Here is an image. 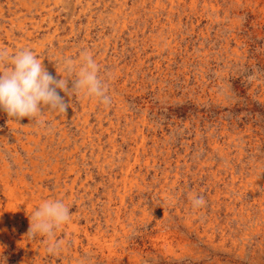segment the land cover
Instances as JSON below:
<instances>
[{
    "label": "rangeland",
    "instance_id": "obj_1",
    "mask_svg": "<svg viewBox=\"0 0 264 264\" xmlns=\"http://www.w3.org/2000/svg\"><path fill=\"white\" fill-rule=\"evenodd\" d=\"M263 3L0 0V48L30 49L69 88L63 59L89 51L111 97L57 89L66 113L41 106L46 125L29 119L51 153L37 169L45 199L67 203L71 219L49 253L47 237L27 235V207L0 192V264H264ZM10 120L0 109L8 146L24 139L23 118L15 129ZM193 195L206 204L194 209Z\"/></svg>",
    "mask_w": 264,
    "mask_h": 264
},
{
    "label": "clouds",
    "instance_id": "obj_2",
    "mask_svg": "<svg viewBox=\"0 0 264 264\" xmlns=\"http://www.w3.org/2000/svg\"><path fill=\"white\" fill-rule=\"evenodd\" d=\"M63 67L70 75L75 74L71 88L68 87L67 78H54L30 49H21L10 56L6 48H0V109L10 119L19 121L28 117L35 123L43 124L44 121L37 119L43 114L41 106H47L48 111L64 114L70 107L57 89L69 97L84 93L99 98L106 105L111 103V97L107 95L108 84L99 76V65L91 52L82 51L79 64L64 58ZM191 204L194 209H199L206 204V200L203 196L193 195ZM70 219L71 210L62 200H47L29 215L27 235L33 239L37 236L47 237V251L56 253L60 249V242L55 240V230ZM5 262L6 257L3 264Z\"/></svg>",
    "mask_w": 264,
    "mask_h": 264
},
{
    "label": "bare ground",
    "instance_id": "obj_3",
    "mask_svg": "<svg viewBox=\"0 0 264 264\" xmlns=\"http://www.w3.org/2000/svg\"><path fill=\"white\" fill-rule=\"evenodd\" d=\"M260 1V0H259ZM258 2V1H257ZM264 4V3H263ZM262 4V5H263ZM213 8V7H212ZM171 11V10H170ZM23 41V40H22ZM19 43V42H18ZM17 43V44H18ZM20 45V43H19ZM159 50V49H158ZM158 63V62H157ZM161 69V68H160ZM199 74V73H198ZM46 108V107H45ZM56 112V111H55ZM57 114V113H55ZM59 114V113H58ZM90 115V114H89ZM49 116V115H48ZM58 116V115H57ZM76 117V116H75ZM87 117V116H86ZM82 118V117H81ZM88 118V117H87ZM90 118V117H89ZM25 125L21 126V129L24 132V139H22V135L14 133L13 139L15 142L8 146V144H5V136L3 133L0 134V141L6 145V148L9 150V152H12L11 155H13V162L15 163V167H12L11 163L6 159V155L2 152V149L0 148V192L5 193L8 195L11 199V201L14 200H20L22 204H24L25 207H27L28 215L31 214V212L38 207L41 203L47 201L45 199V195L48 194L47 189H43V182H40V175L37 172V169L40 167H43L47 165L48 161L50 160L49 151H47V148L45 146V140L42 139L41 136V130L38 127H30L29 125V118L25 117L23 118ZM59 120V119H58ZM85 120V119H84ZM50 121V120H49ZM76 121V120H75ZM86 121V120H85ZM63 122V121H62ZM1 123V122H0ZM7 123V122H6ZM61 123V122H60ZM59 123V124H60ZM45 124V123H44ZM46 125V124H45ZM44 125V126H45ZM54 125V124H53ZM75 125V124H74ZM81 125V124H80ZM8 126L15 129L19 126V123L14 120H10L8 122ZM56 126V125H55ZM43 127V126H42ZM59 129V128H58ZM18 130V129H17ZM65 130V129H64ZM63 130V131H64ZM58 131V130H57ZM71 131V130H70ZM48 132V131H47ZM72 132V131H71ZM78 132V131H77ZM45 134V133H44ZM65 134V133H64ZM145 135V134H144ZM71 136V135H70ZM128 136V135H127ZM126 136V137H127ZM45 137V135H44ZM49 137V136H48ZM51 137V136H50ZM66 137V136H65ZM90 137V136H88ZM149 137V136H148ZM157 137V136H156ZM60 138V137H59ZM77 138V137H75ZM108 138V137H107ZM12 139V138H11ZM47 139V137H46ZM130 139V138H128ZM63 140V139H62ZM77 140V139H76ZM134 140V139H133ZM55 141V140H54ZM86 141V140H85ZM90 141V140H89ZM120 141V140H119ZM154 141V140H153ZM157 141V140H156ZM47 142V141H46ZM49 142V141H48ZM52 142V141H51ZM134 142V141H133ZM142 142V141H141ZM58 143V142H57ZM76 143V142H75ZM146 143V142H145ZM66 144V143H65ZM79 144V143H78ZM157 144V143H156ZM49 145V144H48ZM70 145V144H69ZM128 145V144H127ZM146 145V144H145ZM151 145V144H150ZM58 146V145H57ZM136 146V145H135ZM21 148L25 151V155L28 157V162H24L23 156L20 154ZM86 147V146H85ZM138 147V146H137ZM3 148V147H2ZM5 148V149H6ZM64 148V147H63ZM73 148V147H72ZM67 149V148H65ZM64 149V150H65ZM78 149V148H77ZM92 149V148H91ZM94 149V148H93ZM39 150V151H37ZM52 150V149H51ZM116 150V149H115ZM37 151V152H36ZM98 151V150H97ZM92 153V152H91ZM142 153V152H141ZM50 154V155H49ZM80 154V153H79ZM66 155V154H65ZM96 155V154H95ZM84 156V155H83ZM91 156V155H90ZM113 156V155H112ZM55 163L51 166L53 168L59 169V158L53 154ZM65 157V156H64ZM74 157V156H73ZM80 157V156H79ZM97 157V156H96ZM99 157V156H98ZM107 157V156H106ZM83 158V157H82ZM78 160V159H77ZM109 160V159H108ZM78 162V161H77ZM105 163V162H104ZM99 164V163H98ZM201 164V163H200ZM95 165V164H94ZM102 165V164H100ZM202 165V164H201ZM103 166V165H102ZM126 170H130L132 165L127 164ZM213 166V165H212ZM14 168V170H13ZM125 168V166H124ZM120 171V170H119ZM116 174V173H115ZM110 177V176H109ZM232 181V180H231ZM58 182V181H57ZM72 189V188H71ZM83 189V188H82ZM89 189V188H88ZM91 189V188H90ZM85 190V189H84ZM110 190V189H109ZM126 191V190H125ZM90 192V191H89ZM111 192V191H110ZM85 193V192H83ZM93 194V193H92ZM140 194V193H139ZM144 194V193H143ZM213 194V193H212ZM88 195V194H87ZM210 196V195H209ZM108 197V196H106ZM86 199V198H85ZM89 199V198H87ZM121 199V198H120ZM78 201V200H77ZM96 201V200H95ZM109 201V200H108ZM120 202V201H119ZM132 202V201H131ZM136 202V201H135ZM176 202V201H175ZM133 203V202H132ZM67 204V203H66ZM77 205V204H76ZM90 205V204H89ZM126 205V204H125ZM152 205V204H151ZM78 206V205H77ZM88 206V205H87ZM97 207V206H96ZM119 207V206H118ZM117 207V208H118ZM8 210H14L15 209V203L9 202L8 206L6 207ZM89 208V207H87ZM108 208V207H107ZM144 208V207H143ZM158 208V207H157ZM180 208V207H178ZM4 209V208H3ZM24 209V208H23ZM78 209V208H77ZM94 209V208H93ZM106 209V208H105ZM104 209V210H105ZM133 209V207H132ZM109 210V209H108ZM138 210V208H137ZM149 210V209H148ZM147 210V211H148ZM168 210V209H167ZM182 210V209H181ZM90 211V210H89ZM107 211V210H106ZM153 211V210H152ZM25 212V211H23ZM98 212V211H97ZM157 212V211H156ZM1 213H2V203L0 200V219H1ZM26 213V212H25ZM90 213V212H89ZM79 214V213H78ZM82 214V213H81ZM96 214V213H95ZM119 214V213H118ZM128 214V213H127ZM20 215V213H19ZM121 215V214H120ZM155 215V214H154ZM176 215V214H175ZM88 216V215H86ZM85 216V217H86ZM99 216V215H98ZM128 216V215H127ZM90 217V216H89ZM109 217V216H108ZM160 217V216H159ZM157 217V218H159ZM10 218V217H9ZM23 218V217H22ZM95 218V217H94ZM156 218V217H155ZM125 219V218H124ZM13 220V219H10ZM22 220V219H21ZM94 221V220H93ZM111 222V220H110ZM116 222V221H113ZM14 223V222H13ZM94 223V222H93ZM100 223V222H98ZM118 223V222H116ZM2 224L0 220V225ZM111 225V224H110ZM155 225V224H154ZM159 225V224H158ZM62 226V225H61ZM113 226V225H112ZM2 227V226H1ZM85 227V226H84ZM80 228V227H79ZM122 228V227H121ZM170 228V227H169ZM99 229V228H98ZM77 230V229H76ZM93 230V229H92ZM103 230V229H102ZM80 231V230H79ZM112 231V230H111ZM148 231V230H147ZM81 232V231H80ZM144 232V231H143ZM102 233V232H101ZM105 233V232H104ZM111 234V233H110ZM113 234V233H112ZM149 234V233H148ZM173 234V233H172ZM82 235V234H81ZM87 242L89 244H95L99 248L101 245L97 242L98 240V232L94 231L91 232L87 229L84 230V234ZM126 235V234H125ZM119 236V235H118ZM173 236V235H172ZM190 237V236H189ZM24 238V237H23ZM73 238V237H72ZM102 238V237H101ZM155 238V237H154ZM35 240V239H34ZM32 239V241H34ZM150 240V239H149ZM20 241V240H19ZM37 241V240H36ZM166 241V239H165ZM23 244L24 249L28 246L25 241H21ZM28 242V241H27ZM62 242V241H61ZM67 242V241H66ZM128 242V241H127ZM185 242V241H184ZM99 244V245H98ZM130 244V243H129ZM150 244V243H149ZM34 244H31L30 246H34ZM61 245V244H60ZM81 245V244H79ZM86 245V244H85ZM103 245V244H102ZM181 245V244H180ZM84 246V245H83ZM82 246V247H83ZM91 246V245H89ZM129 246V245H128ZM81 247V248H82ZM86 247V246H85ZM140 247V246H139ZM138 247V248H139ZM84 248V247H83ZM87 248V247H86ZM94 248V247H93ZM105 248V247H104ZM126 248V247H125ZM136 248V247H135ZM63 249V248H62ZM90 249V248H88ZM128 249V248H127ZM72 250V249H71ZM103 250V249H102ZM64 251V250H63ZM66 251V250H65ZM128 251V250H127ZM132 252V251H131ZM64 254V253H63ZM72 254V253H71ZM111 254V253H110ZM116 254V253H114ZM112 253V255H114ZM127 254V253H126ZM68 255V254H67ZM95 255V254H94ZM92 256V255H91ZM96 257V256H95ZM102 257V255H101ZM109 257V256H106ZM117 257V256H116ZM123 257V256H122ZM67 258V257H66ZM50 259V258H49ZM59 259V258H58ZM68 259V258H67ZM102 259V258H101ZM106 259V258H105ZM108 259V258H107ZM53 261V260H52ZM80 261V260H79ZM57 262V261H56ZM51 263V262H50ZM69 263V261H68ZM108 263V261H107ZM25 264V263H24ZM94 264V263H93ZM104 264V263H103ZM109 264V263H108ZM111 264V263H110Z\"/></svg>",
    "mask_w": 264,
    "mask_h": 264
}]
</instances>
